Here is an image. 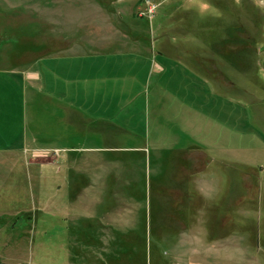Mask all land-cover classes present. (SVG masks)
<instances>
[{"label":"crops","instance_id":"0c3cea01","mask_svg":"<svg viewBox=\"0 0 264 264\" xmlns=\"http://www.w3.org/2000/svg\"><path fill=\"white\" fill-rule=\"evenodd\" d=\"M63 1L0 0L11 6L10 15L0 9V24L10 23L15 44L10 63L0 54V67L10 68L5 79L15 96L31 103L28 114L16 102L10 121L0 102V188L11 180L1 194L37 197L28 209L7 214L33 207L42 212L44 229L59 227L63 264H114L115 229L133 227L134 216L147 211L145 187L153 180L156 215L186 222L180 224L191 237L211 241L212 228H226L220 224L225 198L232 187L240 189L244 170L259 175L254 101L248 115L241 100L253 99L254 87L244 94L242 55L221 56L227 45L209 38V14L183 12L166 24L174 16L167 13L151 41L124 15L108 25L111 35H100L98 25L88 35L77 23L68 36ZM196 19L207 38H196ZM214 51L220 58H211ZM39 151L47 155H33ZM18 173L31 180L29 188L19 191Z\"/></svg>","mask_w":264,"mask_h":264},{"label":"rangeland","instance_id":"374dc122","mask_svg":"<svg viewBox=\"0 0 264 264\" xmlns=\"http://www.w3.org/2000/svg\"><path fill=\"white\" fill-rule=\"evenodd\" d=\"M36 2L44 3V0H36ZM63 2L67 13L68 36L71 27L77 23H82L81 28L88 35L97 33L91 29L92 25L99 26L100 35H107V33L111 35V31L107 32L108 25L112 22L115 25L119 24V16L124 15L123 21L131 16V26H134L137 31L145 29L146 37L151 41L155 34L156 22L167 13H172L174 16L166 17V24H170L173 17L177 18L179 13L200 14L197 0H65ZM205 2L218 10V14L211 11L206 13L212 16L214 23L209 28L212 33L209 38L215 43L218 42V38L225 40L226 51L220 53L221 56L223 54L227 56L225 59H239L242 55L244 94L248 87H254V98L243 96L241 100L248 115L252 109L250 102L254 101L253 124L256 133H254V146L259 147L260 153V161L255 163L254 168L259 175L256 177L253 172L244 170L245 178L240 181V189L232 187V192H229L225 198L227 212L219 222L221 224L224 221L226 228H212L211 233L214 238L211 241L208 238L191 237L186 222H180L187 225L182 227L177 221H165V215H163L164 218L158 217L154 209V181L150 180L145 187L147 202H150L147 211L138 212L137 216H134L136 222L133 223V227L115 229V243L111 244L109 252V257L114 264H264V140L262 139V136L264 137V80L257 76L258 67H264V0H239V2L237 0H205ZM147 8L151 11L149 12ZM0 9L2 14L7 15H10L12 11L7 3L0 4ZM93 17L97 20L93 21L92 19H95ZM194 17L197 16L194 15ZM201 20L196 19V25L194 24L197 39L207 38L206 35H208L201 31L204 28L198 23ZM204 22L206 25L209 23ZM0 25L6 34L0 37V54L5 65L7 62L10 63V47L15 44L10 37V23L5 21ZM81 28L79 27V33H83ZM182 31L179 34L182 35L184 33ZM214 52L211 53L213 54L210 55L211 58H220V54ZM251 63L254 68H251ZM4 65L0 67L2 70L0 87L5 91L0 94V102L3 104L1 107L5 109L4 111H8L9 120L12 121L14 117L11 112L17 109L16 102L18 108L20 110L25 108L28 114L31 103L29 99H25L24 102L23 98L19 99L15 96L12 87L14 85L6 83L5 79L10 75L8 71L10 68ZM229 70L232 73L235 70L240 72V68L228 67V73H230ZM233 85L232 90L235 88ZM38 102L41 103V101ZM35 109L41 110V105H35ZM37 134L38 140L42 141V133L35 132V135ZM117 140H120V137ZM124 140L126 141V137ZM244 140L247 139L244 138ZM57 152V150L52 151L53 155ZM44 154L47 155L39 151L33 155ZM131 159L136 161L139 157L132 156ZM18 174L16 183H18L19 191L26 186L29 188L31 180H25L21 173ZM138 177L136 188L142 193L144 180L141 173ZM9 184L11 180H7L0 188V210L7 214L10 210L28 209L33 205L32 199L36 200L37 197L25 196L23 193L12 198L2 196V191L6 190ZM252 184H257L255 190L252 189ZM239 192L243 193L242 196L238 195ZM141 198H144L143 194ZM30 209L33 211L23 212L14 218L11 214L0 215V264H63L64 261L61 259L67 251L62 248V245H58L61 240L59 227L44 229L42 212H34L37 208ZM162 219L164 222L161 221ZM200 231V228L195 229L196 234Z\"/></svg>","mask_w":264,"mask_h":264},{"label":"clouds","instance_id":"9594fccd","mask_svg":"<svg viewBox=\"0 0 264 264\" xmlns=\"http://www.w3.org/2000/svg\"><path fill=\"white\" fill-rule=\"evenodd\" d=\"M237 2H239V0H237ZM197 3L198 10L201 16L210 11L218 14V10H216L211 4L205 2V0H197ZM257 76L259 77V79L264 80V67H258Z\"/></svg>","mask_w":264,"mask_h":264},{"label":"built area","instance_id":"2783aa9c","mask_svg":"<svg viewBox=\"0 0 264 264\" xmlns=\"http://www.w3.org/2000/svg\"><path fill=\"white\" fill-rule=\"evenodd\" d=\"M147 9H148L149 12L151 11L149 8H147Z\"/></svg>","mask_w":264,"mask_h":264}]
</instances>
